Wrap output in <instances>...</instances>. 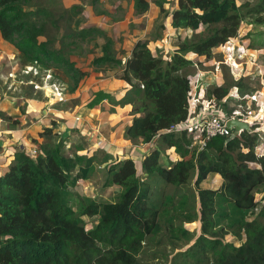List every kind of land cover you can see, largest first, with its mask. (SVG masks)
<instances>
[{
	"label": "trees",
	"instance_id": "trees-1",
	"mask_svg": "<svg viewBox=\"0 0 264 264\" xmlns=\"http://www.w3.org/2000/svg\"><path fill=\"white\" fill-rule=\"evenodd\" d=\"M249 1L152 0L161 18L169 20L170 29L192 31L166 54L156 50L148 39H138L129 57L122 61L114 56L113 40L105 35L98 48L100 54L91 64L103 70L118 69L119 78L130 85L123 98L116 101L132 104V118L123 136L132 144L151 146L140 166L130 156L105 164L106 178L96 190L99 192L83 195L75 187L81 180H89L97 171L96 165L106 163L109 157L104 153L99 158L97 150L66 153L70 136L82 135V130L67 126L61 135L55 120L41 124L37 134L42 141L36 136L29 138L35 145L34 154L25 146L4 153L5 170L0 173V264H138L142 243L147 236L157 235L162 225L171 237L188 235L187 228H173L177 214L184 213L181 198L171 195L158 200L155 193L162 184L187 183L193 173L199 233L187 250L189 255L199 262L203 253L210 252L211 264H264V154L254 151L259 144L257 134L241 131L230 139L215 136L203 149L196 150L186 133L167 131L188 116L193 75L189 73L193 68L190 57L210 60L226 40L238 39L247 16L240 9L248 7ZM24 2L0 0V42L17 52L14 60L20 65L61 70L70 79L69 90L74 92L91 71L79 67L62 48L50 47L48 39H40L43 30L31 22ZM134 7L139 16L149 4L147 0H134ZM248 9L255 17L247 18L245 23L264 25V0H257ZM86 26L80 30L98 29L92 24ZM158 27L165 31V24ZM254 31L248 30L247 36H258L259 32ZM167 41L171 40L166 33L159 44L165 46ZM245 48L248 55H255V47ZM233 86L242 94L255 89L241 76L208 87L204 95L227 109L230 102L234 103L228 97ZM113 98L109 92L97 90L85 105L92 108ZM168 149L178 158L161 161ZM216 176L221 179L220 185L208 186ZM111 185L120 188L112 201L102 196ZM84 217L94 218L95 223L88 228ZM222 222L234 230L237 243L224 240L228 231Z\"/></svg>",
	"mask_w": 264,
	"mask_h": 264
},
{
	"label": "rangeland",
	"instance_id": "rangeland-1",
	"mask_svg": "<svg viewBox=\"0 0 264 264\" xmlns=\"http://www.w3.org/2000/svg\"><path fill=\"white\" fill-rule=\"evenodd\" d=\"M25 0L23 6L26 11H29L31 13V22H33L36 26L41 27L43 30L44 35L40 37V39H48L50 41L49 46L54 48H62V50L71 57L72 60L76 62V64L79 67H82L84 69H88L92 72V76H96L97 79H103L106 70H103L102 66L93 65L91 64L92 59L96 57L99 54V46L95 45L97 40H102L105 37V35L110 34V30L107 29L106 31L101 28L98 29H84L80 30V28H84L83 26L86 25V21L84 16H82V10L89 7L88 5H93L94 9L96 11L100 10L102 13L105 11H108V4L109 0ZM108 1V2H107ZM245 0H239V2H243ZM257 0H250L248 7L241 8L240 10L245 13L247 16L243 18L241 28L238 32V39L240 43L244 46L246 45H252L255 47L256 52L254 53V56H244L243 59L247 62H242L244 67V77L250 87L253 88H259L261 86V83L264 82V25L263 24H257L258 26L249 25L245 23V20L247 18H254L255 15L250 14V9ZM104 3V4H103ZM114 19H123V15L121 12L119 14H115ZM102 30L101 32L99 31ZM248 30H255V32H259L258 36L255 37H249L247 36ZM200 33L202 32L199 31ZM105 33V34H104ZM99 34V35H98ZM98 35V36H97ZM192 35L191 30H176V31H169L168 38L171 40L170 42L167 41V44L163 46L156 47V50H162L160 52H163L164 54L168 53L170 49L175 46L179 41H182L184 38H188ZM203 35H206L204 32ZM101 37V38H100ZM161 38L159 39V41ZM226 57L223 52H221L218 48L216 49L213 58L210 60L203 61V57H199L196 55H192L190 59L193 62H196L198 67L201 69L212 71V68H214L215 64L213 65L214 61H221L219 63V71L214 72L212 81L215 84H221L223 82H228L229 80H235L234 75L231 71V68L223 62V59ZM261 64V70L262 74L258 73L257 65ZM3 64V63H2ZM193 66V64H192ZM23 68V65H20V62L18 60H13L11 63H7L6 65L1 67V70H7L10 69L13 71L10 73L7 77L2 81H7L8 85L11 90H13V87L16 85H23L24 83L28 84V86H31L33 89V83H40L41 75L43 73V70L38 67V73L34 74L33 71H31L30 74H24L22 72V69L19 71V68ZM115 69V68H113ZM237 70H235L238 74L240 73L241 67H237ZM54 70V71H53ZM52 71L55 74V77L57 80L62 83L65 87L64 95L66 92L72 93L73 91H70V79L68 76L63 73L61 70L53 69ZM116 72H114V75H119L120 72H118V69H115ZM19 71V72H18ZM51 71V72H52ZM95 73H94V72ZM195 71V67L189 68V73L193 74ZM193 72V73H192ZM52 74V73H51ZM208 76H212L211 72L207 73ZM32 81L33 83H30ZM87 81V80H86ZM86 81L84 83H86ZM68 84V88H66V85ZM26 84L24 86H26ZM34 90V89H33ZM44 90V89H38L37 91ZM205 91V90H204ZM44 94H49V92H45ZM82 96H79L78 98H81ZM49 98V97H47ZM68 100L64 96L62 100L58 101L56 99H53L51 103H48L45 108V113L49 114L53 119H59L62 121L63 118H67L64 114H62V111H65L68 106ZM116 99H112L111 102H116ZM54 109H53V108ZM67 121V120H66ZM55 122H57L55 120ZM91 122H89V125ZM95 123V122H92ZM84 126V127H82ZM80 125V131L82 130L83 138L87 137V135H90L91 129L87 128L86 125ZM59 127V126H58ZM86 127V128H85ZM77 131V129H75ZM99 130V129H98ZM61 135L64 131L59 130ZM100 131V130H99ZM84 132V133H83ZM250 133H256L258 137L259 144L264 145V127H262L261 130L256 131L253 130ZM91 137V136H90ZM52 141L55 143V139L53 138ZM85 144V143H84ZM139 144V143H138ZM87 144L84 146L86 147ZM32 148V147H31ZM87 149V148H85ZM35 147L32 148L31 153L34 154ZM259 149L255 146L254 151H258ZM64 151L66 153H72L74 152L73 145L68 143L66 148H64ZM100 155L99 158L103 157L104 151H99ZM82 153V152H80ZM165 153H163L164 155ZM166 157L161 156V161H168L178 158L175 152L172 150L166 152ZM138 157V156H136ZM110 161L108 163H111L115 160L111 156ZM165 161V162H166ZM137 164L139 165L140 162L138 161ZM251 167H255L256 164L250 163ZM106 166H101L96 168V173L92 175V177L89 180H81L78 186L75 187V190L83 195H91L93 196V193H98L99 190L106 178ZM195 177V174L193 173L191 175V178L189 181L183 185H161L159 186V192L155 193V198L158 200H162L163 196H173L174 198H181V202H183V208L184 213L183 214H177V216L174 219L173 228L175 230H178L180 227L187 228L188 229V235L182 236L178 234V238H174L170 236V231L166 230V226L162 225V230L154 236H147L144 242L142 243V247L137 255V262L138 264H211L213 262V254L210 252L203 253V255L200 256L201 261L196 262V257H191L189 253L187 252L189 246L194 243L198 233H199V221L196 220V217L198 215V196L196 193V189L193 185V179ZM221 179L219 176H216L211 181H208L207 185L210 187L216 188L220 185ZM104 193V192H103ZM102 193V194H103ZM117 193V192H116ZM101 194V195H102ZM111 195L106 193V198L112 200L117 199L118 194L113 195V193H110ZM104 195V194H103ZM112 196V197H110ZM101 200V199H100ZM84 220L86 221V226L90 228L95 222L94 218H86L84 217ZM162 221V218L160 219ZM195 220V221H193ZM222 225L225 228V231H228V234L225 235L226 241H235L237 243V240L234 238V230H229L225 222H222Z\"/></svg>",
	"mask_w": 264,
	"mask_h": 264
},
{
	"label": "crops",
	"instance_id": "crops-1",
	"mask_svg": "<svg viewBox=\"0 0 264 264\" xmlns=\"http://www.w3.org/2000/svg\"><path fill=\"white\" fill-rule=\"evenodd\" d=\"M147 1L148 10L139 16L135 15L134 0H109V2L107 1L108 4L103 3L108 5V11L104 13L100 10L96 11L94 6L90 4L89 7L82 10V16L85 18L86 25L92 24L103 29V31L110 30L109 37L113 40L114 56L123 61L129 57L132 46L138 39L146 38L151 45L155 44L158 47L161 46L157 39L158 34L162 38L163 34L167 33L168 35L169 31H175L169 28L168 19L163 20L161 18L157 7L152 4V0ZM171 2L174 3L175 0H171ZM119 12L122 13L123 19H114L115 14H119ZM162 23L165 24V31L162 27H158ZM86 25L83 27H87ZM102 43V40H97L98 46ZM16 55L17 52L6 42H0V80L8 78L7 76L13 72L9 69L1 70V67L11 63ZM258 65L261 66V64ZM105 72L104 78L99 80L96 76L90 75L92 74L90 72L74 92H66L65 97L68 100V106L65 111H62V114L67 118L64 117L62 121L59 116L58 119H53L44 112L49 101L44 94L45 90H33L26 83L16 85L11 90L9 86L6 87L7 81H2L3 84L0 82V173L5 170L3 167L5 163L4 153L12 151L16 146H25L27 150L35 147L29 138L36 136L42 141L43 138L37 134L39 127L41 124H49L51 120L57 121L56 124L59 126L57 128L64 131L63 134L66 132L67 126H78L80 129V124L91 129V133L87 137L83 138V135L78 133V135L72 134L69 138L68 143L72 144L73 149L77 150L78 153L82 152L80 154L93 153L96 150L104 151L105 155L109 157L108 161H110L111 156L113 159L130 156L134 158L136 163L138 161L141 163L142 156L149 149L151 143L132 144L123 136V131L132 118L130 112L132 104L103 100L92 108L85 105L92 93L97 90L109 92L113 95V99L118 101L130 88L125 80L114 75L115 69ZM85 81L86 83H84ZM25 84L26 86H24ZM79 96L82 97L78 98ZM14 119L18 120L17 124L13 123ZM86 144L87 146L84 147ZM108 161L106 163L104 161L99 162L96 168L97 166H105ZM119 190L118 186L111 185L102 196L106 198V193L115 195Z\"/></svg>",
	"mask_w": 264,
	"mask_h": 264
},
{
	"label": "built area",
	"instance_id": "built-area-1",
	"mask_svg": "<svg viewBox=\"0 0 264 264\" xmlns=\"http://www.w3.org/2000/svg\"><path fill=\"white\" fill-rule=\"evenodd\" d=\"M218 49L226 55L223 62L231 68L234 79L238 80L241 76H244L242 62H247L243 57L248 55L245 46L237 38H233L226 40ZM220 62H213L215 66L212 71L201 69L196 62H193L195 71L191 78L192 86L189 91L188 116L182 122L172 124L167 130L168 132L186 133L189 135L192 146L196 150L203 149L212 137L223 136L226 139H230L235 134H238L227 127L228 120L237 118L247 122L251 128L250 132L253 130L259 131L264 127V82L261 83L259 88L243 94L238 90L237 86H233L228 97L234 103L230 102L227 109H222L217 102L204 95V90L206 91L208 87L215 85L212 77L214 72L219 71ZM237 67H241L239 74L235 71ZM257 68L258 73L262 74L261 66L257 65ZM38 70V67L34 65H25L22 72L30 74L33 71L34 74H37ZM208 72H211L212 76H208ZM30 83L33 82L30 81ZM33 85L34 90L44 89L47 93L49 92V94H46L49 97L48 103H51L53 99L60 101L65 96L64 85L62 86L58 82L50 70L44 69L40 83H33ZM256 147L260 151L257 152V155H263L264 145L258 144Z\"/></svg>",
	"mask_w": 264,
	"mask_h": 264
},
{
	"label": "water",
	"instance_id": "water-1",
	"mask_svg": "<svg viewBox=\"0 0 264 264\" xmlns=\"http://www.w3.org/2000/svg\"><path fill=\"white\" fill-rule=\"evenodd\" d=\"M226 125L229 129H233V131L237 133L241 131L250 132V129H251L247 122L241 121L237 118L228 120Z\"/></svg>",
	"mask_w": 264,
	"mask_h": 264
}]
</instances>
